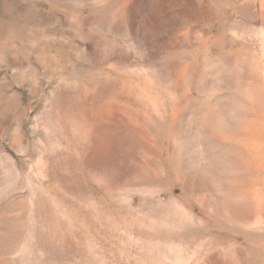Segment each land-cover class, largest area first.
Segmentation results:
<instances>
[{
  "label": "rangeland",
  "instance_id": "374dc122",
  "mask_svg": "<svg viewBox=\"0 0 264 264\" xmlns=\"http://www.w3.org/2000/svg\"><path fill=\"white\" fill-rule=\"evenodd\" d=\"M0 264H264V0H0Z\"/></svg>",
  "mask_w": 264,
  "mask_h": 264
}]
</instances>
